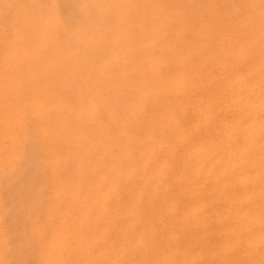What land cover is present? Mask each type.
<instances>
[{
	"label": "bare ground",
	"instance_id": "1",
	"mask_svg": "<svg viewBox=\"0 0 264 264\" xmlns=\"http://www.w3.org/2000/svg\"><path fill=\"white\" fill-rule=\"evenodd\" d=\"M244 5L0 0V264H264Z\"/></svg>",
	"mask_w": 264,
	"mask_h": 264
},
{
	"label": "rangeland",
	"instance_id": "2",
	"mask_svg": "<svg viewBox=\"0 0 264 264\" xmlns=\"http://www.w3.org/2000/svg\"><path fill=\"white\" fill-rule=\"evenodd\" d=\"M242 11L244 38L247 42L245 62L257 68L256 75L248 79V84H252L259 95L257 101L259 116L254 133L264 135V115H262L264 114V0H245ZM257 125L259 129L256 128Z\"/></svg>",
	"mask_w": 264,
	"mask_h": 264
}]
</instances>
